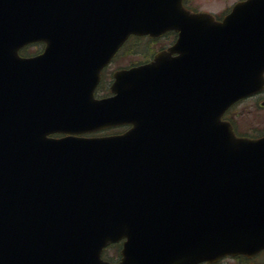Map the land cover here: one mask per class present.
<instances>
[{
    "label": "water",
    "instance_id": "obj_1",
    "mask_svg": "<svg viewBox=\"0 0 264 264\" xmlns=\"http://www.w3.org/2000/svg\"><path fill=\"white\" fill-rule=\"evenodd\" d=\"M166 30L176 55L121 69L112 95L93 96L130 34ZM34 41L41 53L18 54ZM263 72L264 0L221 20L182 0H0V264H197L264 249V136L220 119ZM122 238L119 261L101 258Z\"/></svg>",
    "mask_w": 264,
    "mask_h": 264
},
{
    "label": "rangeland",
    "instance_id": "obj_2",
    "mask_svg": "<svg viewBox=\"0 0 264 264\" xmlns=\"http://www.w3.org/2000/svg\"><path fill=\"white\" fill-rule=\"evenodd\" d=\"M237 0H187L186 4L196 10L221 14L224 10ZM172 36L158 38L154 41L130 40L125 49L119 52L115 59L106 69L108 76L112 71L120 66H126L133 62H138L144 58L150 57L153 52L158 51L161 47L169 44ZM146 54V55H144ZM262 95L250 97L234 104L227 112L226 116L234 123L237 131L242 134L264 133V108L258 107ZM113 128H108L100 132L101 134L113 133ZM108 256L114 258L116 252L113 248L108 249ZM219 264H264V252L252 260L242 258H225Z\"/></svg>",
    "mask_w": 264,
    "mask_h": 264
},
{
    "label": "flooded vegetation",
    "instance_id": "obj_3",
    "mask_svg": "<svg viewBox=\"0 0 264 264\" xmlns=\"http://www.w3.org/2000/svg\"><path fill=\"white\" fill-rule=\"evenodd\" d=\"M171 35L173 36V33H171ZM175 36V35H174ZM171 44V43H170ZM166 45L163 49L167 50L169 45ZM45 44L43 42H38V41H34V42H31V43H28L27 45H25L23 48H21L20 52L22 55H26V56H29V55H36V54H39L43 48H44ZM262 95V98L261 100L264 98V91L262 93H259V95ZM257 95V96H259ZM261 100H259L257 106L258 107H261V108H264V106L260 105V102ZM227 120H228V116H224ZM230 120V119H229ZM231 121V120H230ZM232 122V121H231ZM233 124V127L235 129V132L237 133V135L239 136H249V137H257V136H260V135H263L264 133L263 132H257V133H250V134H242V133H239L237 131V128L234 126V123ZM222 260V259H221ZM222 261H219L217 263H221ZM200 264H208L207 262H203V263H200Z\"/></svg>",
    "mask_w": 264,
    "mask_h": 264
},
{
    "label": "trees",
    "instance_id": "obj_4",
    "mask_svg": "<svg viewBox=\"0 0 264 264\" xmlns=\"http://www.w3.org/2000/svg\"><path fill=\"white\" fill-rule=\"evenodd\" d=\"M132 39L133 40H144V42L154 41V40H152L150 38H147V37H144V38H142V37L141 38L140 37H133V38H131V40ZM111 247H113L115 249V251L117 252V250L119 249V244L112 245ZM103 254H104V256H106L107 255L106 251H104Z\"/></svg>",
    "mask_w": 264,
    "mask_h": 264
}]
</instances>
